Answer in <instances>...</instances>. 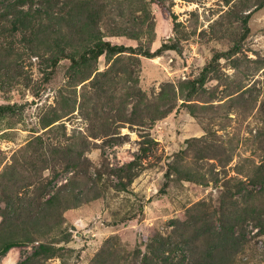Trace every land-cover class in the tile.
Instances as JSON below:
<instances>
[{"label":"rangeland","instance_id":"1","mask_svg":"<svg viewBox=\"0 0 264 264\" xmlns=\"http://www.w3.org/2000/svg\"><path fill=\"white\" fill-rule=\"evenodd\" d=\"M147 1L150 12L145 22L136 4H115L104 25L107 38L152 49L172 39L178 50L155 57L103 55L83 67L64 58L49 81L40 58L28 52L13 67L0 70V104H18L16 112L0 117V170L38 134L51 159L42 171L46 184L30 186L33 199L53 192L73 173L67 155L54 156L50 149L75 140L88 145L84 161L89 180L84 179L87 184L80 188L83 202L65 212L64 225L72 232L65 244L70 264H88L108 241L120 257L125 255L134 264L135 248L145 250L156 233L168 235L177 218L186 220L190 230L197 215L207 227H219L215 219L224 180L245 177L264 159L257 135L264 126V6L256 8L259 0H164L163 8ZM250 10V32L240 43L241 50L222 56L217 73L209 74L205 84L189 95V81L213 55L239 43L243 27L236 12ZM10 44L19 50L26 45L20 34L15 39L1 34L2 49ZM52 117L58 119L46 125ZM149 136L156 142L136 168L138 175L126 189H118L120 179L128 180L118 175L119 168L140 153L141 142ZM203 144L225 150L218 158L213 152L197 153ZM173 162L182 172H174L166 192H161ZM186 171L192 178L185 176ZM199 202L206 207L186 218L185 211ZM246 228L251 241L236 264H264V235L255 236L260 226L249 219ZM37 244L11 248L14 264ZM49 261L60 263V258Z\"/></svg>","mask_w":264,"mask_h":264},{"label":"trees","instance_id":"2","mask_svg":"<svg viewBox=\"0 0 264 264\" xmlns=\"http://www.w3.org/2000/svg\"><path fill=\"white\" fill-rule=\"evenodd\" d=\"M151 1L165 7L164 0ZM127 3L136 4L145 14L144 22L148 20L150 9L147 0H0V35L7 32L15 39L20 34L26 44L24 50L17 49L13 44H10L11 48L3 50L4 47L0 45V70L13 67V63L28 52L40 58L44 78L49 81L64 58H69L75 67H83L90 62H97L103 55L113 57L131 53L155 57L170 49L178 50V43L172 39L152 49L144 43L134 46L107 38L104 25L112 16L113 7ZM262 6L264 0H259L256 8ZM252 12L253 10L236 12L243 27L239 43L213 55L200 74L189 81V95L205 84L209 74L217 73L222 56H230L241 50L240 43L250 32ZM89 77L90 75L85 78ZM17 107L15 102L0 104V117L16 112ZM57 119L52 117L45 124L49 125ZM257 135L264 151V126ZM155 142L150 136L143 140L140 153L119 168L121 173L118 175L121 178L127 176L128 180L120 179L118 189H126L138 175L136 168L141 165ZM45 146L43 136L38 134L18 149L12 160L0 170V257L15 246L38 243L29 255L16 264H70L66 260L65 251L68 248L65 244L72 239V232L64 225L65 212L83 202L84 191L80 188L86 186L84 179L89 175L84 161L88 145L75 140L65 147L56 145L55 149H50L54 156L57 152L67 155V167L72 168L73 173L53 192L48 191L33 199L34 189L31 190L30 186L45 183L42 171L51 162V159L46 158ZM32 147L35 149L30 152ZM224 150L225 148L214 149L211 144H203L197 153L213 152L212 156L218 158L219 151ZM37 159H40V163L43 161L44 165L37 164ZM180 168L179 164L172 163L161 192H166L174 172H182ZM186 172L188 174L185 176L192 178L191 171ZM238 173L244 174L242 171ZM244 175L246 178L237 176L224 180L219 217L216 216L215 219L219 227H207L206 220L201 219L200 215L195 216L193 230L187 228L186 220L174 219L173 230L168 235L156 233L147 241L145 250L135 248L132 254L134 264H236L242 250L251 241L247 237L246 221L255 220L257 226H260L255 236L264 235V159L255 167V171ZM55 177L56 174L48 179L47 185ZM97 178L102 179L100 170ZM93 180L92 178L93 183H98V180ZM218 181L217 179L216 182ZM27 188L28 192L25 191ZM205 205V202L197 203L185 211V217L202 210ZM237 227L239 231H236ZM54 257L60 258V263L49 261ZM88 264L129 262L125 255L120 257L116 247L108 241Z\"/></svg>","mask_w":264,"mask_h":264},{"label":"bare ground","instance_id":"3","mask_svg":"<svg viewBox=\"0 0 264 264\" xmlns=\"http://www.w3.org/2000/svg\"><path fill=\"white\" fill-rule=\"evenodd\" d=\"M12 249L8 252L6 260L3 262V264H14L16 257L13 256Z\"/></svg>","mask_w":264,"mask_h":264}]
</instances>
